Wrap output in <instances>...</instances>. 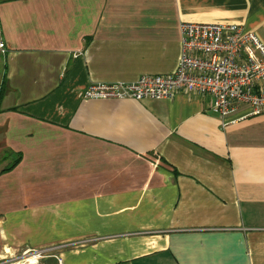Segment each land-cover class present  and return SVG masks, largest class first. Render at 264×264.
I'll list each match as a JSON object with an SVG mask.
<instances>
[{"label": "crops", "instance_id": "1", "mask_svg": "<svg viewBox=\"0 0 264 264\" xmlns=\"http://www.w3.org/2000/svg\"><path fill=\"white\" fill-rule=\"evenodd\" d=\"M183 23L264 43V0H0V259L264 264V116L84 97L172 74Z\"/></svg>", "mask_w": 264, "mask_h": 264}, {"label": "built area", "instance_id": "2", "mask_svg": "<svg viewBox=\"0 0 264 264\" xmlns=\"http://www.w3.org/2000/svg\"><path fill=\"white\" fill-rule=\"evenodd\" d=\"M181 34L182 55L172 74L147 75L129 84L91 86L84 97L142 101L173 99L184 93L209 97L211 110L222 118L240 107H248L251 116H264V43L258 35L241 25L200 23H183ZM5 53L0 27V56ZM66 246L70 244L27 250L32 258L20 256L18 264H38L47 254Z\"/></svg>", "mask_w": 264, "mask_h": 264}, {"label": "rangeland", "instance_id": "3", "mask_svg": "<svg viewBox=\"0 0 264 264\" xmlns=\"http://www.w3.org/2000/svg\"><path fill=\"white\" fill-rule=\"evenodd\" d=\"M62 245H64V244H62ZM56 251V250H55ZM28 255V253H26V251H24V252H22L21 254H19V255H16V256H14V257H12V258H10V257H2V258H4V259H6V260H3V261H1V259H0V264H4V263H6V264H18L19 263V258H20V256L22 257V256H24V255ZM51 255H55V252L53 251V252H51V254H47V256H51ZM47 256H45L44 258H46ZM18 260V261H17ZM20 260H21V258H20ZM41 263V260H40V262L38 263V264H40Z\"/></svg>", "mask_w": 264, "mask_h": 264}, {"label": "trees", "instance_id": "4", "mask_svg": "<svg viewBox=\"0 0 264 264\" xmlns=\"http://www.w3.org/2000/svg\"><path fill=\"white\" fill-rule=\"evenodd\" d=\"M4 88H5V84L2 86V89H1V91H0V102H1L2 94H3V92H4Z\"/></svg>", "mask_w": 264, "mask_h": 264}, {"label": "bare ground", "instance_id": "5", "mask_svg": "<svg viewBox=\"0 0 264 264\" xmlns=\"http://www.w3.org/2000/svg\"><path fill=\"white\" fill-rule=\"evenodd\" d=\"M25 255H26V254H25ZM24 258H25V259H26V258H27V259H30V258H32V256L26 255Z\"/></svg>", "mask_w": 264, "mask_h": 264}]
</instances>
